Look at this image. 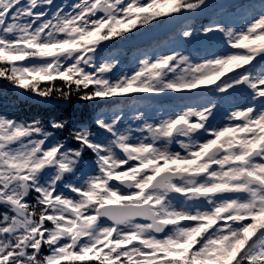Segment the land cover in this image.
Returning a JSON list of instances; mask_svg holds the SVG:
<instances>
[{"label": "snow or ice", "instance_id": "obj_1", "mask_svg": "<svg viewBox=\"0 0 264 264\" xmlns=\"http://www.w3.org/2000/svg\"><path fill=\"white\" fill-rule=\"evenodd\" d=\"M260 38L264 0H0V264H264Z\"/></svg>", "mask_w": 264, "mask_h": 264}, {"label": "rangeland", "instance_id": "obj_2", "mask_svg": "<svg viewBox=\"0 0 264 264\" xmlns=\"http://www.w3.org/2000/svg\"><path fill=\"white\" fill-rule=\"evenodd\" d=\"M246 43L261 44V43H264V38H260V39L255 40V41H246Z\"/></svg>", "mask_w": 264, "mask_h": 264}, {"label": "trees", "instance_id": "obj_3", "mask_svg": "<svg viewBox=\"0 0 264 264\" xmlns=\"http://www.w3.org/2000/svg\"><path fill=\"white\" fill-rule=\"evenodd\" d=\"M35 110V109H34Z\"/></svg>", "mask_w": 264, "mask_h": 264}]
</instances>
